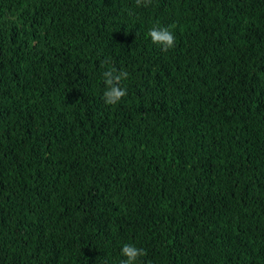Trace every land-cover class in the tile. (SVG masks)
Masks as SVG:
<instances>
[{
	"label": "trees",
	"instance_id": "trees-1",
	"mask_svg": "<svg viewBox=\"0 0 264 264\" xmlns=\"http://www.w3.org/2000/svg\"><path fill=\"white\" fill-rule=\"evenodd\" d=\"M124 244L264 264V0H0V264H120Z\"/></svg>",
	"mask_w": 264,
	"mask_h": 264
},
{
	"label": "clouds",
	"instance_id": "clouds-1",
	"mask_svg": "<svg viewBox=\"0 0 264 264\" xmlns=\"http://www.w3.org/2000/svg\"><path fill=\"white\" fill-rule=\"evenodd\" d=\"M151 0H135L137 7H148ZM153 44L159 45L162 51L175 47L176 37L173 32L167 27L153 26L147 33ZM103 83L105 90L103 92V100L107 105L118 104L123 97L126 96L127 91L121 86V81L126 80L129 76L127 71L117 72L115 69H111L103 72ZM120 255L124 257L120 261V264H140L141 257L146 255V251L141 248H137L134 244H124L121 247Z\"/></svg>",
	"mask_w": 264,
	"mask_h": 264
}]
</instances>
